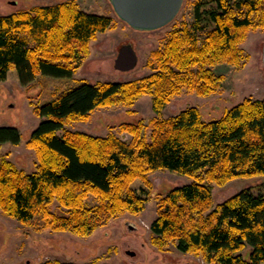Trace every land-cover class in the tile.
<instances>
[{"label":"trees","instance_id":"obj_1","mask_svg":"<svg viewBox=\"0 0 264 264\" xmlns=\"http://www.w3.org/2000/svg\"><path fill=\"white\" fill-rule=\"evenodd\" d=\"M113 22L72 3L1 16L0 83L13 70L23 82L37 75L73 78L90 43ZM258 29H264V0L195 2L194 23L152 53L150 75L126 83L83 82L37 107L42 121L29 145L37 152L39 170L26 175L1 158L0 209L21 223L35 221L89 236L125 212L144 211L147 192H136L132 184L141 180L149 185V173L166 170L193 182L160 199L151 226L158 242L173 241L180 252L202 253L215 264H264V186L258 194L244 189L216 207L212 188L264 177V99L247 98L210 122L196 107L163 118L164 109L183 90L206 96L222 88L223 77L209 67L239 65V44ZM144 95L152 97L157 115L151 141L143 121L121 126L130 141L65 129L99 108L131 107ZM21 138L18 128H0V145H19ZM90 197L97 202L93 207L87 206ZM55 199L66 209L63 216L50 211Z\"/></svg>","mask_w":264,"mask_h":264},{"label":"rangeland","instance_id":"obj_2","mask_svg":"<svg viewBox=\"0 0 264 264\" xmlns=\"http://www.w3.org/2000/svg\"><path fill=\"white\" fill-rule=\"evenodd\" d=\"M198 1L201 0H185L180 14L167 27L154 32H140L116 16L109 0H0V17L42 6L72 3L79 10L114 20L111 29L99 33L90 43L89 54L73 78L56 79L37 75L23 82L17 71L13 70L7 81L0 83V128H18L22 136L19 145H0V159H6L26 175L38 172L41 162L36 150L29 145L32 133L42 121L35 113L36 108L54 101L59 94L83 82L126 83L150 75L152 53L163 48L174 32L191 27L194 23V4ZM127 44L135 49L139 63L136 69L121 72L115 69V59L120 48ZM239 48L243 52L239 65L222 63L209 67L215 75L223 77L222 88L206 96L183 90L164 109L163 118L196 107L203 120L210 122L220 119L228 109L247 98L264 99V29L250 32ZM156 117L152 97L144 95L131 107L116 105L99 108L89 119L72 122L65 129L99 138L115 134L130 141L131 135L121 132V126L143 121L149 127L145 136L151 141V122ZM59 134L63 135L64 132ZM147 178L149 185L141 180L132 184L136 192H147L145 197L148 202L144 211L139 214L125 212L89 236L45 227L35 221L21 223L0 209V264H135L138 257L144 254L147 260L159 256L170 263L215 264L207 261L202 253L180 252L173 241L158 242L151 231L159 215L160 199L176 187L190 184L193 180L166 170L149 173ZM263 186L262 176L235 179L224 185L213 184L214 207L244 189L250 188L258 194L263 191ZM86 202L88 207L97 204L93 197ZM50 211L57 216L66 213L58 199L54 200ZM127 251H134L138 256L133 258L126 254ZM242 255L246 257L248 249Z\"/></svg>","mask_w":264,"mask_h":264},{"label":"water","instance_id":"obj_3","mask_svg":"<svg viewBox=\"0 0 264 264\" xmlns=\"http://www.w3.org/2000/svg\"><path fill=\"white\" fill-rule=\"evenodd\" d=\"M116 16L135 31L154 32L170 25L180 14L185 0H109ZM138 66L131 44L120 48L115 69L129 72Z\"/></svg>","mask_w":264,"mask_h":264},{"label":"flooded vegetation","instance_id":"obj_4","mask_svg":"<svg viewBox=\"0 0 264 264\" xmlns=\"http://www.w3.org/2000/svg\"><path fill=\"white\" fill-rule=\"evenodd\" d=\"M127 255H130L131 257L133 258H136L138 256L137 253H135L134 251H127L126 253ZM151 259V261H150ZM149 260H147V256L144 254V255H141L138 257L137 261L135 264H180L179 262H166L167 260L159 257V256H156L154 258H150ZM150 261V262H149ZM182 264V263H181ZM184 264H190L189 262H186Z\"/></svg>","mask_w":264,"mask_h":264},{"label":"bare ground","instance_id":"obj_5","mask_svg":"<svg viewBox=\"0 0 264 264\" xmlns=\"http://www.w3.org/2000/svg\"><path fill=\"white\" fill-rule=\"evenodd\" d=\"M166 27H167V26H166ZM162 29H163V28H162ZM134 50H135V49H134ZM119 53H120V51H119ZM118 55H119V54H118ZM115 60H116V59H115ZM138 63H139V59H138ZM137 67H138V66H137ZM137 67H136V68H137ZM121 72H122V71H121Z\"/></svg>","mask_w":264,"mask_h":264}]
</instances>
